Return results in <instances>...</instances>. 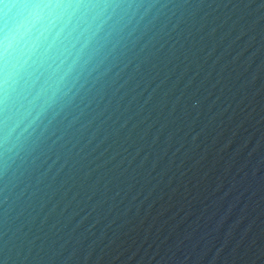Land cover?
Masks as SVG:
<instances>
[{
	"label": "water",
	"instance_id": "95a60500",
	"mask_svg": "<svg viewBox=\"0 0 264 264\" xmlns=\"http://www.w3.org/2000/svg\"><path fill=\"white\" fill-rule=\"evenodd\" d=\"M155 2L59 158L0 204L4 264H264V0Z\"/></svg>",
	"mask_w": 264,
	"mask_h": 264
},
{
	"label": "clouds",
	"instance_id": "9594fccd",
	"mask_svg": "<svg viewBox=\"0 0 264 264\" xmlns=\"http://www.w3.org/2000/svg\"><path fill=\"white\" fill-rule=\"evenodd\" d=\"M163 8L155 0H0V204L23 196L30 177L59 158Z\"/></svg>",
	"mask_w": 264,
	"mask_h": 264
}]
</instances>
